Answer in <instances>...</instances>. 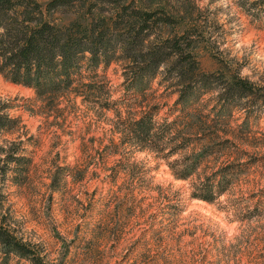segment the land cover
Returning <instances> with one entry per match:
<instances>
[{
    "label": "rangeland",
    "instance_id": "1",
    "mask_svg": "<svg viewBox=\"0 0 264 264\" xmlns=\"http://www.w3.org/2000/svg\"><path fill=\"white\" fill-rule=\"evenodd\" d=\"M37 1L44 19L62 26L102 17L110 22L116 15L110 0L74 1L51 15L45 11L49 0ZM119 1L171 16L168 26L159 21L146 44L157 40L158 31L168 38L190 27V49L202 73L218 79L228 65L264 96V0H234L235 10L213 9L216 0L203 10L192 0ZM106 56L110 62L100 55L97 68L84 60L73 75L80 81L46 98L0 73V101L9 103L15 121L0 130V226L53 264H264V104L234 101L231 115H224L228 124L216 125L226 131L219 134L233 153L208 158L202 173L234 161L237 150L246 154L239 162H256L227 193L206 202L191 196L192 179L175 178L166 160L128 138L114 109L75 90L92 84L102 91V102L123 98L137 112L152 107L160 124L199 106L218 118L220 85L205 90L196 78L185 90L186 103H178L182 87L174 72L160 67L138 81L119 43ZM115 109L123 112L120 105ZM197 143L183 153L199 150ZM0 264L30 262L12 253L5 257L0 247Z\"/></svg>",
    "mask_w": 264,
    "mask_h": 264
},
{
    "label": "trees",
    "instance_id": "2",
    "mask_svg": "<svg viewBox=\"0 0 264 264\" xmlns=\"http://www.w3.org/2000/svg\"><path fill=\"white\" fill-rule=\"evenodd\" d=\"M74 1L84 0H49L45 4V11L51 15V11L69 6ZM110 3L116 14L110 22H105L102 17L88 24L74 21L62 26L44 19L43 6L37 0H0V28L4 29L0 33V73L12 83L31 88L37 98L56 96L80 81L73 78V75L84 60L89 68H97L100 64L99 56L107 57L110 48L119 43L124 58L137 69L138 81H142L146 74L154 75L161 65L170 75L176 74V85L182 87L178 103H186L185 90L193 85L192 81L196 78L199 80L198 85L205 90L211 84L220 85L217 93L218 118L210 119L209 115L203 114L202 106H199L160 124L153 120L152 107L148 111L137 112L132 110L136 104H124L123 98L102 102V91L92 84L86 85L89 89L80 92L75 90L83 98H93L100 106L114 109L118 124L129 134L130 140L142 148L155 151L166 160L175 178L192 179L190 184L193 198L213 202L227 193L237 178L256 162L253 158L239 162V158L246 154L237 150L234 161L212 169L208 175L202 173L203 163L208 158L233 153L229 151L228 139H222L219 134H226V131L216 128V125L228 124L224 115H231L232 102L248 98L253 103L264 104L263 94L246 78L230 72L228 65H224L226 70L222 71L218 79L215 73H202L190 49V27L182 34L174 32L168 38H162L158 31L157 40L151 45L146 44L150 33L159 30V21L166 26L172 23L169 13L167 15L161 8H141L119 0H110ZM106 62L109 63L110 58L107 57ZM119 105L123 107V112L115 109ZM8 108V102L0 101V130H10L15 123L7 112ZM137 113L140 116L135 119ZM239 127L243 129L245 124ZM196 142L200 145L199 150L183 153ZM173 156L178 158L168 161ZM22 159L12 158L16 162ZM7 161H11L9 157ZM0 247L5 257L12 253L30 264H53L45 261L33 246L18 240L3 226H0Z\"/></svg>",
    "mask_w": 264,
    "mask_h": 264
},
{
    "label": "clouds",
    "instance_id": "3",
    "mask_svg": "<svg viewBox=\"0 0 264 264\" xmlns=\"http://www.w3.org/2000/svg\"><path fill=\"white\" fill-rule=\"evenodd\" d=\"M192 2L201 10H203L209 4V0H192ZM249 2H251V0H249ZM217 6L223 7L225 9L231 7L233 10H235L236 8V5L234 4V0H216V3L211 5L213 9L216 8ZM3 32H4V29L0 28V33H3ZM260 59H264V56H261ZM163 68H164V65H161V70H163ZM245 73H246V70H243L241 72V75L243 76Z\"/></svg>",
    "mask_w": 264,
    "mask_h": 264
}]
</instances>
